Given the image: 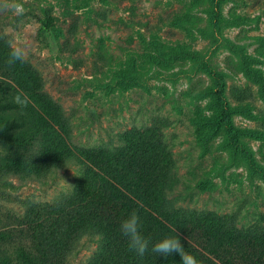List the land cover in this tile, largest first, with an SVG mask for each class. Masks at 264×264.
<instances>
[{"label": "rangeland", "instance_id": "rangeland-1", "mask_svg": "<svg viewBox=\"0 0 264 264\" xmlns=\"http://www.w3.org/2000/svg\"><path fill=\"white\" fill-rule=\"evenodd\" d=\"M19 2L23 15L0 10V41L25 48L68 148L114 153L125 133L151 130L172 160L167 211L264 231V0ZM43 147L23 152V171L0 170V227L79 184V158L51 164ZM101 244L81 233L62 264H91ZM22 245L9 242V264H24Z\"/></svg>", "mask_w": 264, "mask_h": 264}, {"label": "trees", "instance_id": "trees-1", "mask_svg": "<svg viewBox=\"0 0 264 264\" xmlns=\"http://www.w3.org/2000/svg\"><path fill=\"white\" fill-rule=\"evenodd\" d=\"M9 53L10 46L0 41V170L23 171V152L39 139L49 163L78 157L84 170L71 197L35 206L15 219L12 230L0 227V264H9L6 247L19 236L24 245L17 248L18 257L24 264H62L86 231L102 236L91 264H179L175 254H153L151 243L142 258L128 249L120 224L133 210L145 238L154 243L176 235L199 264H264V231H240L212 214L165 209L163 188L172 160L153 131L125 133L124 146L114 153L68 148L58 131L64 128L58 106L42 92L38 74L26 62L6 63ZM17 95L27 98L25 107L14 103Z\"/></svg>", "mask_w": 264, "mask_h": 264}, {"label": "clouds", "instance_id": "clouds-1", "mask_svg": "<svg viewBox=\"0 0 264 264\" xmlns=\"http://www.w3.org/2000/svg\"><path fill=\"white\" fill-rule=\"evenodd\" d=\"M5 9L12 11L15 15H23L25 13V8L19 0L14 3L3 0V3H0V10ZM25 60V48L19 44L10 45V53L6 63L12 66L17 62L22 63ZM14 103L23 108L27 105L28 100L26 97L22 98L21 95H17L14 97ZM141 227V218L135 210H133L120 224V231L127 240L128 249L134 252L138 257L142 258L149 251V244L151 243V252L153 254H160L165 258L175 254L179 257V264H199L196 257L185 250L178 236L164 237L152 243L142 235ZM173 232H175V229H173Z\"/></svg>", "mask_w": 264, "mask_h": 264}]
</instances>
